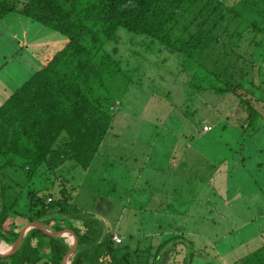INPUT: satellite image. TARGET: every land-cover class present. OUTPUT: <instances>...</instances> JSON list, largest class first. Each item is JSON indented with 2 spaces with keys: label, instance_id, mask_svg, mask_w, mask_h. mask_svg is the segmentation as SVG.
<instances>
[{
  "label": "trees",
  "instance_id": "trees-1",
  "mask_svg": "<svg viewBox=\"0 0 264 264\" xmlns=\"http://www.w3.org/2000/svg\"><path fill=\"white\" fill-rule=\"evenodd\" d=\"M256 10L251 0H0V19L18 13L67 37L0 105V241L14 245L26 225L41 222L78 236L70 264H162L173 251L166 246L182 236L155 251L118 243L105 221L74 203L72 175L90 169L116 119L98 87L120 73L121 59L110 45L124 28L181 54L191 84L200 93L233 94L246 113L244 128L260 135L264 25L249 16ZM36 176L59 190L40 193L31 186ZM70 249L66 237L32 228L18 252L0 257V264H63ZM234 264H264V245Z\"/></svg>",
  "mask_w": 264,
  "mask_h": 264
},
{
  "label": "rangeland",
  "instance_id": "rangeland-1",
  "mask_svg": "<svg viewBox=\"0 0 264 264\" xmlns=\"http://www.w3.org/2000/svg\"><path fill=\"white\" fill-rule=\"evenodd\" d=\"M251 1L257 12L249 16L264 25V0ZM119 34L110 46L120 73L98 85L116 119L90 169L72 175L75 205L120 232L125 244L155 251L181 235L166 246L173 251L162 264H234L264 245V131L244 128L246 113L233 94L200 93L184 56L149 36ZM66 42L24 15L1 18L0 104ZM259 87L264 98V82ZM45 182L36 176L31 186L59 190Z\"/></svg>",
  "mask_w": 264,
  "mask_h": 264
},
{
  "label": "water",
  "instance_id": "water-1",
  "mask_svg": "<svg viewBox=\"0 0 264 264\" xmlns=\"http://www.w3.org/2000/svg\"><path fill=\"white\" fill-rule=\"evenodd\" d=\"M32 228H40V229L44 230L45 232H47L48 234L53 235V236H57V237H64L67 235H72L74 237V242L71 244V249H70L69 253L67 254L63 264H70L71 263L70 260L74 256V254L76 253L78 246H79L78 236L71 229H66V230H63L61 232H54V231L50 230L48 227H46L41 222H32V223L26 225L23 228L19 239L12 246V249L9 252H1L0 251V257H8V256H11V255L15 254L16 252H18V250L20 249V247L23 243L24 237L26 236L27 232L29 230H31Z\"/></svg>",
  "mask_w": 264,
  "mask_h": 264
},
{
  "label": "crops",
  "instance_id": "crops-1",
  "mask_svg": "<svg viewBox=\"0 0 264 264\" xmlns=\"http://www.w3.org/2000/svg\"><path fill=\"white\" fill-rule=\"evenodd\" d=\"M19 88V87H18ZM9 97V96H8ZM6 100H7V98H6ZM5 100V101H6ZM3 103H1L0 105H2ZM197 143H200V141H197V142H192V143H187V145H188V149H192V148H194V144H197ZM242 146H244V144H242ZM263 146V145H262ZM262 146H260L261 148L259 149V151H262V150H264V148L262 147ZM257 147V146H256ZM258 148V147H257ZM193 153V151H190V154H192ZM153 193H159V194H161L162 196H163V194H162V192L161 191H155V192H153ZM152 193V194H153ZM229 200V199H228ZM160 203L162 204L163 203V201H160ZM108 218V217H107ZM118 225V224H117ZM46 227H48V226H46ZM50 230L52 229V228H50V227H48ZM115 231V235H120L119 237H121L122 238V242L123 241H125V237L123 236V235H121L120 234V232H118L117 230H114ZM181 236V235H180ZM121 242V243H122ZM137 244V242L134 244V245H132V246H135ZM8 245V244H7ZM177 253H180V252H177ZM184 259H186V258H184ZM180 260V259H179Z\"/></svg>",
  "mask_w": 264,
  "mask_h": 264
},
{
  "label": "bare ground",
  "instance_id": "bare-ground-1",
  "mask_svg": "<svg viewBox=\"0 0 264 264\" xmlns=\"http://www.w3.org/2000/svg\"><path fill=\"white\" fill-rule=\"evenodd\" d=\"M70 238L73 240L74 242V237L73 236H70ZM72 243V242H71ZM0 251L1 252H6L7 251V243L3 242L1 243L0 242Z\"/></svg>",
  "mask_w": 264,
  "mask_h": 264
},
{
  "label": "built area",
  "instance_id": "built-area-1",
  "mask_svg": "<svg viewBox=\"0 0 264 264\" xmlns=\"http://www.w3.org/2000/svg\"><path fill=\"white\" fill-rule=\"evenodd\" d=\"M51 200V199H50ZM115 241H117L118 243H121L122 242V238L119 237L118 235H115L114 237Z\"/></svg>",
  "mask_w": 264,
  "mask_h": 264
}]
</instances>
